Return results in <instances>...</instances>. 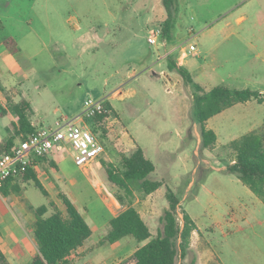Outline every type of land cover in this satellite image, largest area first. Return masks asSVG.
Returning <instances> with one entry per match:
<instances>
[{"label":"rangeland","instance_id":"1","mask_svg":"<svg viewBox=\"0 0 264 264\" xmlns=\"http://www.w3.org/2000/svg\"><path fill=\"white\" fill-rule=\"evenodd\" d=\"M178 7L174 43L160 40L153 46L145 40L146 29L161 28L166 18L162 0H10V6L0 5V39L12 36L18 44L9 61L0 60L1 115L9 111L15 117L12 106L26 101L43 128L62 115L79 122L90 97L108 102L116 118L112 136L85 119L105 145L99 168H79L69 146L51 150L61 183L77 186L72 191L96 234L74 254L72 264H133L132 254L141 243L131 237L101 242L107 221L124 209L103 162L121 168V155L132 149V138L156 166L150 177L164 179L178 194L180 224L184 209L199 227L190 236L189 255L177 257L175 264L186 263L207 246L213 260L201 264H264V210L253 215L256 195L226 170L235 160L229 141L263 123L264 102L238 103L211 117L209 126L218 140L203 148L192 112L193 89L167 67V57L180 44L192 42L203 72L189 68L205 90L222 85L264 93V0H178ZM240 15L245 18L237 22ZM133 89L137 95L130 98ZM4 130L0 127V135L6 137ZM164 190L150 195L133 191L132 206L152 236L168 206ZM24 195L34 207L47 202L32 182Z\"/></svg>","mask_w":264,"mask_h":264},{"label":"trees","instance_id":"2","mask_svg":"<svg viewBox=\"0 0 264 264\" xmlns=\"http://www.w3.org/2000/svg\"><path fill=\"white\" fill-rule=\"evenodd\" d=\"M162 5L166 18L161 25L160 40L173 44L179 10L178 0H162ZM0 43L10 54L18 52V44L12 36L1 38ZM175 55L167 57V67L169 71L178 73L193 89L192 112L194 121L200 125L203 148H211L217 139L213 130L205 128V122L209 118L237 103L249 100H255L257 103L264 102V93L249 88L238 89L216 85L205 90L194 81L185 66L177 65ZM105 106L113 112L108 102H105ZM12 109L16 117V121L12 123L14 133L4 141L0 140V155L12 152L19 141L36 130L30 122L29 113L32 109L28 102L15 103ZM100 118L101 116L97 115L92 120L98 121ZM230 146L235 153V160L226 167L227 172L233 174L264 203V120L261 126L232 140ZM103 165L108 180L118 189L115 198L124 209L109 220L101 242L112 244L124 237H131L138 243L144 242L133 252V264H175L177 257L186 258L192 248L190 236L195 230V222L183 209V224H180L177 216L180 199L176 192L165 184V198L168 206L159 216L161 226L155 236H152L140 212L132 206L134 189L141 190L147 195L164 185L163 181L150 177L155 170V165L145 156L143 149L136 145L127 154H122L121 168H116L111 163L103 162ZM20 176L31 178L36 187L48 196L31 168ZM11 180L12 178H8L4 182L3 192L4 187ZM58 197L64 211L57 208L53 202L33 209L35 217L33 240L38 252L27 264H44L45 262L70 264L71 251L81 246L92 234L90 225L74 202L63 192H59ZM49 208L53 211L47 214ZM0 264H10L1 252ZM184 264H197V255L192 254Z\"/></svg>","mask_w":264,"mask_h":264},{"label":"crops","instance_id":"3","mask_svg":"<svg viewBox=\"0 0 264 264\" xmlns=\"http://www.w3.org/2000/svg\"><path fill=\"white\" fill-rule=\"evenodd\" d=\"M0 5L8 7V6H10V0H0ZM244 18L245 17L241 16V15L237 16L236 21L241 22ZM239 19H241V20L239 21ZM0 20H1V12H0ZM5 49H6L5 46L2 43H0V60L1 59H7L9 61V59H8L9 55H15V54H10L7 50L5 51ZM175 57H176V55H175ZM195 57L196 56H189L183 62V66H185L189 70L192 77H193V74H192V71H190V68L193 70H196L198 74H199V72H203V66L196 62ZM0 69H2L1 66H0ZM164 72H166V71H164ZM169 77H170V75H169ZM193 79H194V77H193ZM170 81L173 82V78L170 77ZM175 81L178 83L179 80L177 79ZM194 81H195V79H194ZM167 91H170V88H167ZM258 91L260 93L263 92L260 90H258ZM136 95H137V91L135 89H133L132 95L130 98H133ZM249 101H252V100H249ZM1 102H3V101H1ZM32 113L33 114L30 115V122L32 123V125L34 127H36V129L41 128L42 127L41 122H39L38 119H36L37 120L36 121L33 118L34 113H35L33 109H32ZM6 116L10 117V119H11L10 122L7 123L5 121H2V122H0V127L5 128L4 131L6 132L7 135L8 134L9 135L6 137L0 135L1 141L6 140L9 136H11L14 133V128H13L12 123L16 121V117H14V115H12L9 111L6 115L5 114L1 115V113H0V118L6 117ZM61 118L71 120V118H68L66 115L60 116V119ZM208 120L205 122V128L213 130V128L209 126ZM8 124L12 126L11 129H8V126H7ZM114 130L115 129H113L108 134L110 136H112L114 134L113 132H115ZM215 134L217 136L216 132H215ZM123 136L124 135H122L121 137H123ZM217 140H218V137H217L216 141ZM132 141H133V145H132L131 150H133L136 147V145H139L135 139L132 138ZM231 141L232 140H230L229 142H231ZM105 154H106V151H105L104 155ZM125 154H127V153H125ZM144 154H145V152H144ZM145 156L147 157V155H145ZM155 169H156V166H155ZM31 170H32L33 174H35L38 182L44 187V189L48 193V196H45L39 190L42 193V195L44 197H46V199H47L46 204H42V205H47L50 202H53L57 206V208H59L61 211H64V207L63 208L61 207L62 203L58 197V193L63 192L68 197H69V195H71L73 197V198L72 197H69V198L74 202V204L77 206V208L79 209V211L82 213V215L84 216V218L87 221V217L84 214L85 212H83V210L81 208L82 205L79 202H77L78 200H77V196L75 195V191L74 190L72 191V189L77 188V186L76 187L73 186L74 185L73 181L69 182L68 187L64 186L65 185L64 183L63 184L61 183L62 172L60 170L58 163L53 158L51 152H50V155H46L44 157L37 158L35 163H34V166L31 167ZM157 180L163 181L164 185L161 186L160 188H158L156 191H160L161 188L165 189V184H166L165 180L162 178L157 179ZM31 182L36 187L34 181L31 178L18 176V177L12 178V180L9 182V184L6 185V187H4V192H3L2 188L0 189V252L4 254V256L6 257V259L8 260V262L10 264H27L28 262H30L32 260V258L38 252L36 245H35V242L33 240V223L35 220V217L33 214V209L36 207H34L32 204L28 203L27 201H24L26 199L25 195L23 196L24 198L21 197V195L24 194L25 185H28ZM57 186L59 187L58 190H56ZM62 186H63V188H62ZM78 189H79L80 194L82 195L83 190L80 188H78ZM152 193H150V194H152ZM150 194H147V195H150ZM164 196H165V190H164ZM6 197H8V200L5 199ZM254 204H255V206H253V215H258L260 210H264L263 209L264 203L262 202V200L259 197L256 196V197H254ZM105 206L108 209L107 205H105ZM52 211H53V209L49 208L47 214H50ZM108 211H109V209H108ZM191 218L195 222V230L192 232V235H191V239H192L193 236L195 235V231L199 230V227L196 225L197 224L195 221L196 219H194L192 216H191ZM109 220L107 221V224L105 226L106 230H107V225H108ZM88 224H89V222H88ZM91 230H92V228H91ZM105 233H103L102 237L104 236ZM95 235L96 234H94L93 230H92V234L84 241V243L81 246H79L77 249L71 251V254L69 257L70 264H72L71 259L74 256V254L77 252L78 253L81 252V248L84 247V245L86 244V242L88 240L94 238ZM115 243H112V244H115ZM141 245H142V243H141ZM191 246H193V243L191 244ZM212 255H213V253L209 250L208 246L206 248L205 247L204 248L203 247L198 248V250H197V264H201L202 259L205 260L206 262H212V260H213Z\"/></svg>","mask_w":264,"mask_h":264},{"label":"built area","instance_id":"4","mask_svg":"<svg viewBox=\"0 0 264 264\" xmlns=\"http://www.w3.org/2000/svg\"><path fill=\"white\" fill-rule=\"evenodd\" d=\"M161 28L150 27L146 29L145 40L149 45L158 46L160 43ZM198 51L194 43L180 44L176 50V63L182 65L189 56H197ZM82 117L79 122L61 118L53 126L38 128L19 141L12 152L0 155V189L8 178L22 175L34 166L38 157L48 155L51 150L61 144L69 146L73 161L86 172L100 167V158L105 153V145L97 138L85 119H93L100 115L96 126H104L107 133L116 121L111 109H107L102 99L86 98L83 102ZM44 264H52L45 262Z\"/></svg>","mask_w":264,"mask_h":264},{"label":"water","instance_id":"5","mask_svg":"<svg viewBox=\"0 0 264 264\" xmlns=\"http://www.w3.org/2000/svg\"><path fill=\"white\" fill-rule=\"evenodd\" d=\"M163 76L170 81L169 74L167 72H163Z\"/></svg>","mask_w":264,"mask_h":264}]
</instances>
